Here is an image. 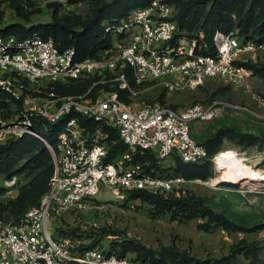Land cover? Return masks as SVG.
Masks as SVG:
<instances>
[{
    "label": "built area",
    "instance_id": "2783aa9c",
    "mask_svg": "<svg viewBox=\"0 0 264 264\" xmlns=\"http://www.w3.org/2000/svg\"><path fill=\"white\" fill-rule=\"evenodd\" d=\"M102 26L110 36L109 44L94 57L83 59L76 58L73 48L59 52L51 38L44 39L37 32L24 39L0 38V91L21 105L8 119L0 117V144L31 134L49 150L54 165L39 204L29 208L18 223L0 221V264H139L97 248L71 251L52 235L49 219L69 207L84 205L104 187L152 194L179 189L187 182L184 178L153 176L140 165L126 162L138 150H149L160 160L176 155L184 163L201 162L207 159V151L191 136L190 124L237 117L247 110L220 97L176 110L157 100L137 98L139 88L152 82L169 92L195 87L209 78L243 87L251 74L243 64H257L264 58V41H244L234 33L217 31L215 52L201 54L203 36L190 39L180 31L171 20L166 0H152L120 21H103ZM127 66L137 88L130 87ZM85 76L98 78L93 85L107 83L112 88L117 83L119 89L127 90L128 101L117 91L103 88L95 97L60 95L53 90L56 83ZM250 98L264 106V97L250 93ZM71 113L74 115L65 121L54 147L33 128L37 118L55 123ZM78 115L116 129L127 152L115 162L105 163L107 135L98 129L89 132ZM216 154L210 161L218 172ZM226 154L254 162L264 154V146L254 144ZM17 180L4 181L8 192Z\"/></svg>",
    "mask_w": 264,
    "mask_h": 264
},
{
    "label": "rangeland",
    "instance_id": "374dc122",
    "mask_svg": "<svg viewBox=\"0 0 264 264\" xmlns=\"http://www.w3.org/2000/svg\"><path fill=\"white\" fill-rule=\"evenodd\" d=\"M21 1L27 11L38 10L30 16V21L27 23L29 25L50 21L51 4L58 0ZM101 1L109 0H86L75 5H67L60 1L62 3L60 14L86 16L91 8ZM188 1L192 0H166L171 17L176 16L180 5ZM209 8L210 4L200 17L197 28L202 36L203 34L206 36V32L211 29V20L207 16ZM247 9L248 5L245 6V10ZM0 12L2 25L17 21L24 22L15 15L6 2L1 4ZM231 19L234 22L231 33H237L239 31L236 26L237 15L231 14ZM261 65H264V58L258 62V66ZM107 75L110 76V74ZM89 78L91 79L85 76L72 81L80 83ZM150 86L144 85L139 88L141 91L138 100H157L171 106L172 109H182L197 102L206 104L213 98L220 97L241 104L247 109L245 112H239L237 117L225 116L213 122H192L190 134L199 143H202L220 127L234 128L240 132L264 138V106L250 98V93L264 97V71L254 73L251 70L243 87L231 86L220 78H209L195 87L171 92L154 82ZM15 109V106H12V110ZM10 114L6 117L4 111L3 114L0 113V117L8 119ZM107 137L108 135L105 138L106 146ZM250 146L223 138L220 150L224 151L220 152L229 156L226 153L236 154ZM235 156L237 155L229 157ZM142 160L144 159L139 161ZM173 163V157H167L158 162L161 167L165 168ZM246 164L256 177H264V154L260 156V159L246 162ZM216 167L218 170L217 164ZM212 171L213 176L208 180L193 179L177 190L160 195L164 197L169 195L197 196L214 210L223 212L232 221L247 226V230H228L213 224L207 228L204 225L206 218L200 217L189 220L172 219L169 213H160L147 202L144 203L139 199L128 200V191L107 187L102 188L96 197L87 200L84 205L69 207L59 215L52 216L49 219V227L52 235L65 242L69 248H97L119 254L122 252L121 244L129 245L125 256L134 259L139 264H142L138 257L141 249L150 250L156 254L166 250L177 252L185 258L177 260L180 264H264V181L245 178L242 182H238L240 184L229 186L231 185L228 184L229 182L217 181L216 178L221 173L215 171L213 162ZM237 172L239 173L237 176L243 177L244 174L241 171ZM31 178L32 176L28 175L22 176L16 181L12 192H8L9 187L5 186L3 180L0 179V221L14 222L15 217L10 209L11 201L16 200L19 189ZM243 242H261L258 246L261 250L253 256L252 253L240 247ZM168 264L172 263L168 262Z\"/></svg>",
    "mask_w": 264,
    "mask_h": 264
},
{
    "label": "trees",
    "instance_id": "16d2710c",
    "mask_svg": "<svg viewBox=\"0 0 264 264\" xmlns=\"http://www.w3.org/2000/svg\"><path fill=\"white\" fill-rule=\"evenodd\" d=\"M60 1L65 2L67 5H75L86 0L54 1L51 4L52 14L50 21L29 25L27 23L30 21V16L38 12V10L27 11L21 0H0V6L3 2H6L15 12V15L24 21H17L8 25H2L0 21V38L13 36L16 39H24L33 32H37L44 39L51 38L59 52L73 48L77 59L94 57L97 51L110 42V36L105 35L103 31V21H120L127 17L131 10L146 7L150 5L152 0L101 1L93 6L90 13L86 16L60 14L62 7ZM208 4H210V8L207 16L211 20V29L209 32H206V36L203 34V37L199 40L200 32L197 28L200 17L206 11ZM246 5H248L247 10H245ZM242 11H245V13H242ZM233 13L237 15L236 26L239 29L237 33H234L235 35L244 41H264V0H192L182 3L179 7L178 14L171 17V20L176 22L180 31L184 32L188 38L197 39L199 43L203 44L200 50L201 54H213L215 52L213 36L217 31L224 34L232 32L234 22L231 19V14ZM255 13L258 14L254 15ZM243 65L249 70H253L254 73H262L264 71V65L258 66V63H244ZM125 73L130 87L137 88L134 83L132 69L129 66L125 68ZM89 77L91 79H86L80 83L76 81L73 83L74 81L72 80V82L69 81L63 84L56 83L53 90L60 95L72 96H79L89 92L87 97H95L103 88L107 91H117L123 100L128 101L126 98V94L128 95L127 90L119 89L117 83L112 88L107 83L93 85L98 78L95 76ZM108 77L107 75L106 78ZM12 106H15V110L21 107L20 103L13 102L6 93L0 91V113L3 114L5 111L6 115L4 116L8 117L10 113L15 112V110H12ZM73 115L74 113H71L55 123L37 118L33 128L54 147L57 135L63 129L65 121ZM78 118L89 132H94L98 129L108 135L107 154L103 159L105 163H113L127 152V147L120 140L116 129L103 123L84 118L82 115H78ZM223 138H227L238 144L246 143L248 145L259 144L261 147L264 146V138L262 137L251 133L240 132L234 128L220 127L202 143L200 142L205 147L208 155L207 159L201 162L184 163L178 156L171 155L170 157H173L174 163L165 168L158 164L161 160L153 152L149 150H138L131 154L130 160L126 163L140 165L146 173L153 176L173 174L184 178L186 181L193 179L205 181L213 176L210 158L220 151ZM140 159L144 160L140 162ZM53 168V160L49 150L43 142L31 134H24L20 138L9 139L5 143L0 144V179L4 182L5 180H11L13 177L21 179L24 175L32 176L30 181L19 189L16 200L11 201L10 209L15 217L13 223H18L29 208L39 204L41 196L45 195L48 190ZM127 199H139L144 203L147 202L156 211L169 213L172 219L189 220L197 217L206 218L204 225L207 228H210L209 226L213 224L215 226H222L228 230L248 229L247 226L229 219L223 212L214 210L203 199L194 195L180 197L169 195L164 197L160 194H152L143 190H132L128 191ZM260 244L261 242H243L240 247L255 256L261 250V247H258ZM121 248L122 252L119 254L104 252L114 254L117 257H126L125 252L129 248V245L121 244ZM86 249L91 248H70L71 251H82ZM138 257L142 264H168V262L180 264L177 260L185 259L184 255L170 250L156 254L150 250L141 249Z\"/></svg>",
    "mask_w": 264,
    "mask_h": 264
},
{
    "label": "bare ground",
    "instance_id": "6f19581e",
    "mask_svg": "<svg viewBox=\"0 0 264 264\" xmlns=\"http://www.w3.org/2000/svg\"><path fill=\"white\" fill-rule=\"evenodd\" d=\"M215 162H217L216 164L218 166V172L221 173V175L216 178L217 181L222 180L226 183L229 182L228 184L231 185H237L238 182H242L245 178L264 181V177L259 178L252 173V170L249 168V165L244 162V156L237 155L235 157H229L223 155L222 152H219L216 154ZM238 170L241 171L242 174H244L243 177L237 176L239 175V173L237 172Z\"/></svg>",
    "mask_w": 264,
    "mask_h": 264
},
{
    "label": "water",
    "instance_id": "95a60500",
    "mask_svg": "<svg viewBox=\"0 0 264 264\" xmlns=\"http://www.w3.org/2000/svg\"><path fill=\"white\" fill-rule=\"evenodd\" d=\"M231 186H235V185H231Z\"/></svg>",
    "mask_w": 264,
    "mask_h": 264
}]
</instances>
